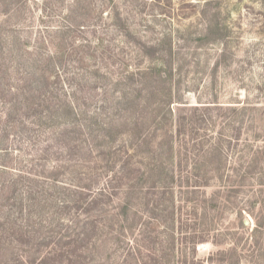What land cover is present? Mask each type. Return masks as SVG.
Listing matches in <instances>:
<instances>
[{
	"label": "rangeland",
	"instance_id": "374dc122",
	"mask_svg": "<svg viewBox=\"0 0 264 264\" xmlns=\"http://www.w3.org/2000/svg\"><path fill=\"white\" fill-rule=\"evenodd\" d=\"M0 169V264H264V0H0Z\"/></svg>",
	"mask_w": 264,
	"mask_h": 264
},
{
	"label": "trees",
	"instance_id": "16d2710c",
	"mask_svg": "<svg viewBox=\"0 0 264 264\" xmlns=\"http://www.w3.org/2000/svg\"><path fill=\"white\" fill-rule=\"evenodd\" d=\"M165 68H167V66ZM52 76H53L52 73H47V72H43V71L40 70V72H38V74H35V76H33V77L30 76V78L28 79L27 84L25 86H23L21 88H18L20 90V91L19 90L16 91V92H18V94L14 95V90H11V89L10 90L8 89V92L11 95H13L15 98H17V99H20L19 96L22 95L23 101L24 100L25 101L31 100L33 98L31 96V94L33 92H37L38 90H39V97H41L46 90L49 91L48 88L51 86V81H52L51 77ZM58 77L59 76L57 75V77H56L57 78V82H58ZM157 82H159L161 85H166V86L168 84L167 78H164V73H163L162 70L156 71V77L154 78L153 83L157 85ZM38 84H41V86H38ZM34 85H37V87L34 89V91H31L33 89ZM165 89L166 88H164V91H165ZM6 91L7 90L3 89L2 93L4 94ZM23 101H21L20 103H22ZM66 108H67V111H68V115H70L71 117L75 118L76 117L75 109L73 107H71L70 104L66 105ZM129 117L126 119L125 123L131 122ZM140 123H141V121L137 124V129H136L137 132H140L141 130L144 129V124H143V128H139L140 127ZM153 171L154 170H152V172ZM0 172H2L1 169H0ZM171 180L173 181L174 177H171ZM100 196H104V197L111 196V192H109L108 190L102 191V192H100ZM193 250H195V249H193ZM234 264H237V263H234Z\"/></svg>",
	"mask_w": 264,
	"mask_h": 264
}]
</instances>
